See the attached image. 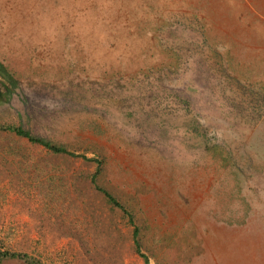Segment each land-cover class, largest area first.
<instances>
[{
  "label": "rangeland",
  "instance_id": "374dc122",
  "mask_svg": "<svg viewBox=\"0 0 264 264\" xmlns=\"http://www.w3.org/2000/svg\"><path fill=\"white\" fill-rule=\"evenodd\" d=\"M0 60V264H264V0H0Z\"/></svg>",
  "mask_w": 264,
  "mask_h": 264
},
{
  "label": "trees",
  "instance_id": "16d2710c",
  "mask_svg": "<svg viewBox=\"0 0 264 264\" xmlns=\"http://www.w3.org/2000/svg\"><path fill=\"white\" fill-rule=\"evenodd\" d=\"M16 87V79L14 76L7 70L6 66L4 63L0 60V101L6 102L11 99V96L14 93ZM6 128L15 134L25 137L27 140L33 142V143H38L41 144L42 146L46 147L47 149L55 152V153H60L64 155H69V156H76L78 155L77 153L71 151L69 148H67L65 145L53 143L48 139H44L40 136L34 135L31 133V131L22 125H7ZM84 158H87L86 156ZM92 182L95 183V179L92 178ZM95 188L99 189L107 199L112 202L115 205H120L116 198L111 194V192L103 187L100 184L95 183ZM136 233L137 229L134 228L132 231V235L134 236V242L135 245L138 247V240L136 238ZM1 255L3 256H22L25 255L24 253H17L14 251H8V250H3L0 252ZM144 255V254H143Z\"/></svg>",
  "mask_w": 264,
  "mask_h": 264
}]
</instances>
